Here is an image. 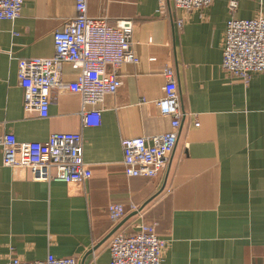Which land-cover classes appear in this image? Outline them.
Returning <instances> with one entry per match:
<instances>
[{"label": "crops", "instance_id": "obj_1", "mask_svg": "<svg viewBox=\"0 0 264 264\" xmlns=\"http://www.w3.org/2000/svg\"><path fill=\"white\" fill-rule=\"evenodd\" d=\"M88 12L135 22L138 61L121 66L123 84L99 105L98 126L82 125V97L70 90L52 91L48 117L26 111L18 79L20 59L54 55V32L77 14L75 0H25L21 16L0 25V131L20 141L80 132L93 170L82 183L34 180L5 166L0 146V264L50 253L109 264L112 233L132 234L141 223L167 240L164 264H264V72L245 81L222 68L227 21L264 15V0H242L235 11L228 0L193 11L173 0L164 10L158 0H88ZM167 66L183 113L176 147L158 176L129 177L123 139L172 128L155 104ZM78 71L64 63L61 79ZM113 202L126 208L118 223L109 216Z\"/></svg>", "mask_w": 264, "mask_h": 264}, {"label": "built area", "instance_id": "obj_2", "mask_svg": "<svg viewBox=\"0 0 264 264\" xmlns=\"http://www.w3.org/2000/svg\"><path fill=\"white\" fill-rule=\"evenodd\" d=\"M176 7L187 11L208 6L213 0H173ZM242 0H228L230 10L239 8ZM25 0H0V25L3 20L21 16ZM164 10L166 0H158ZM77 14L54 32L55 53L51 57L22 58L18 65L19 84L23 89L26 111L48 117L52 91L70 90L82 97V125L101 124L99 107L106 94L116 93L123 81L119 70L124 63L137 62L132 49L135 22L130 18L111 20L93 17L88 0H75ZM222 68L245 81L254 73L264 72V15L251 18L232 17L227 21ZM181 27L183 24L178 22ZM64 63L79 69L76 79H61ZM164 95L155 100L164 115L172 118L171 130L147 137L125 138L122 141L127 176L156 177L166 168L179 136L182 110L176 74L172 67L164 69ZM3 164L26 169L34 180H59L82 183L93 175L83 158V137L80 132H53L46 141H20L15 134L0 131ZM132 211L142 209L131 205ZM126 208L113 202L109 216L113 223L123 220ZM167 240L159 236L155 224L141 223L132 234L117 228L110 240L109 264H164ZM6 264H78L75 256L27 261L10 257Z\"/></svg>", "mask_w": 264, "mask_h": 264}, {"label": "water", "instance_id": "obj_3", "mask_svg": "<svg viewBox=\"0 0 264 264\" xmlns=\"http://www.w3.org/2000/svg\"><path fill=\"white\" fill-rule=\"evenodd\" d=\"M143 207H141V209H142ZM135 213H137V211H134Z\"/></svg>", "mask_w": 264, "mask_h": 264}]
</instances>
